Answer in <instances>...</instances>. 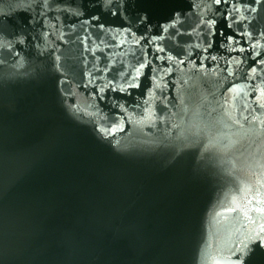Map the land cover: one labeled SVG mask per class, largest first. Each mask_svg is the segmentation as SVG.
<instances>
[{
  "label": "water",
  "instance_id": "water-1",
  "mask_svg": "<svg viewBox=\"0 0 264 264\" xmlns=\"http://www.w3.org/2000/svg\"><path fill=\"white\" fill-rule=\"evenodd\" d=\"M261 225L264 0H0V264H264Z\"/></svg>",
  "mask_w": 264,
  "mask_h": 264
},
{
  "label": "snow or ice",
  "instance_id": "snow-or-ice-1",
  "mask_svg": "<svg viewBox=\"0 0 264 264\" xmlns=\"http://www.w3.org/2000/svg\"><path fill=\"white\" fill-rule=\"evenodd\" d=\"M220 2H221V0H216V3H220ZM146 66H147V65H146L145 63H141V64L139 65V67L135 69V71H136V76L133 77V80H135L137 77H139V76L141 75V70L144 69ZM129 83H130V85H131L132 82L130 81ZM136 86H138V85H136ZM230 211H231V209H230ZM258 211H259V209H258ZM261 227L264 228V225H261ZM246 250H247V249H246V246H245V251H246ZM237 259L240 260L241 264H243V261H242L241 257L238 256Z\"/></svg>",
  "mask_w": 264,
  "mask_h": 264
}]
</instances>
